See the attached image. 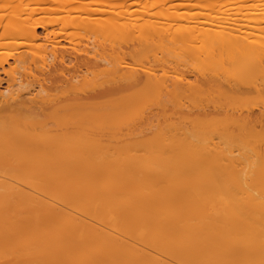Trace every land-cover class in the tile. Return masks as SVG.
Masks as SVG:
<instances>
[{"label":"bare ground","instance_id":"6f19581e","mask_svg":"<svg viewBox=\"0 0 264 264\" xmlns=\"http://www.w3.org/2000/svg\"><path fill=\"white\" fill-rule=\"evenodd\" d=\"M116 1L60 0L70 14L56 28L32 12L0 16V45L17 48H0V264H264V36L220 34L218 17L172 29L178 18H164V30ZM73 38L83 47L60 45ZM121 126L159 149L145 168L128 146L94 150L122 141ZM185 164L203 176L174 173ZM213 166L237 172V200L213 184ZM178 178L192 191L159 192ZM163 197L170 206L152 209Z\"/></svg>","mask_w":264,"mask_h":264},{"label":"rangeland","instance_id":"374dc122","mask_svg":"<svg viewBox=\"0 0 264 264\" xmlns=\"http://www.w3.org/2000/svg\"><path fill=\"white\" fill-rule=\"evenodd\" d=\"M65 1H67V0H62V2H64V3H66ZM73 1H75V0H73ZM81 1H83V0H81ZM115 1V0H114ZM149 2L148 4L146 3V2ZM154 1H160V0H125V2L123 3L124 5L122 6L123 8V10L125 9V10H129L128 12H126L127 14H126V17L128 16L130 19L133 17L134 19L135 18H137L138 17V19L137 20H139V18H143V19H147V18H149V20L151 21V20H153L154 19V21L153 22H155V21H157L158 22V24L160 23V22H162V24H163V21H165L166 22V24L167 25H169L170 23V21H171V19H177V21H171V24H170V26L173 24V23H175L174 25H172L171 27L170 26H168V28L170 27V29H172L173 27H175V25L176 26H179L178 24H181V22H182V20H183V18H189V19H191V20H199L200 21V23L197 25V27H204V25H203V23H205V22H207L206 20H208L209 18L208 17H213V19H214V17H218V19H219V21H218V23H214V21H209V20H211V18L208 20V22H210V28H211V23L213 24L212 26V29L215 27V30L218 32V31H220L219 33L220 34H224V33H227V32H230L229 31V29H230V27H232V28H235V29H239V30H242V31H247V32H250V34L252 35V34H256V35H254L253 36V38H255V36H257L258 34L260 35V36H264V22H262L261 24H259V25H252L253 23L252 22H249L248 21V23H247V20H242V21H237L238 23L237 24H235V25H233L232 23L230 24L229 22H230V20L232 19V17H234V18H237V20H240L242 17H243V19H244V17L246 18L247 17V19H248V17H250V19H253V18H256V17H261V18H264V0H249V2H247V0H204V1H202V0H200V1H198V0H161L160 2L161 3H156L155 2V4H157V5H155L154 4ZM246 1V2H245ZM117 2H120V0H118V1H116V2H114V4L116 5V4H118ZM127 2V3H126ZM136 2V3H135ZM195 3H197V5H188V4H195ZM210 3H221L222 4V9L219 11V10H214V9H211V8H209V7H207V4H210ZM60 0H0V16H12V15H14L15 14V12H19V13H21V14H25L26 15V13H30V12H32V19H40V20H46V21H50V20H52L51 22H52V28H56L57 26H58V21L57 20H59L60 18H61V16L63 15V14H66V15H68V13H65V12H63V13H61L62 12V8L60 9V8H58V6L60 7ZM76 4L77 3H74V4H72V5H74V6H76ZM113 4V5H114ZM126 4V5H125ZM129 4V5H128ZM144 4V5H143ZM152 4V7H150V5ZM154 4V5H153ZM112 5V7L110 6V7H107V10L108 9H112L114 6ZM133 5V6H132ZM62 6V5H61ZM118 6V5H117ZM144 6V7H143ZM56 7V8H55ZM126 7V8H125ZM130 7V8H129ZM55 8V9H54ZM144 8H146V9H144ZM132 9V10H131ZM148 9V10H147ZM59 10V12H57ZM61 10V11H60ZM134 10V11H133ZM166 11H169L168 13H166ZM73 13V12H72ZM130 13H131V15H130ZM149 14V15H147V14ZM162 13V14H161ZM163 13H165V15H163ZM70 14V13H69ZM135 14V15H134ZM162 15V17H160V16ZM174 15V16H173ZM132 16V17H131ZM152 16V17H151ZM173 16V17H172ZM205 17H207V19L205 18ZM238 17H241V18H239L238 19ZM52 18V19H51ZM57 18V24L55 23V19ZM164 18H166V19H164ZM170 18V19H169ZM180 18H182V20H181V22H179V19ZM193 18V19H192ZM220 18H221V20H223V21H220ZM223 18V19H222ZM231 18V19H230ZM174 19V20H175ZM205 19V20H204ZM233 20V19H232ZM231 20V21H232ZM132 21L134 22V20L132 19ZM142 20H140V22H141ZM190 21V20H189ZM199 21H197V22H199ZM135 22H137V24L135 23ZM134 22V25L136 24L137 26H138V21H135ZM165 22H164V25H162L161 23L159 24V26H161V28L163 29L164 28V30L165 29H167V25H165ZM173 22V23H172ZM184 22V23H183ZM182 22V24L183 25H188L189 23H185V22H188V20H186V21H183ZM220 22V23H219ZM130 23H132V22H130ZM130 23H128V26H130V25H132V24H130ZM250 23H252V24H250ZM154 24H156V23H154ZM158 24H156V25H158ZM182 24H181V26H182ZM215 24H218V26H219V24H220V26L217 28L216 26H215ZM223 24V25H222ZM135 25V26H136ZM207 25H205V26H207ZM246 25H248V27H245ZM255 26V28H253L252 26ZM56 26V27H55ZM128 26H126V28L124 29V32L126 31V34L128 35L129 33L127 32V30H129L128 28ZM135 26H133V27H135ZM165 26H166V28H165ZM50 27H51V25H50ZM88 26H86L85 28H87ZM90 27V26H89ZM88 27V28H89ZM133 27H131L130 28V31L132 30V28ZM228 27H229V29H228ZM87 28V29H88ZM87 29H80L81 31V33L83 32V33H91V31H92V29L90 28V29H88V30H90V31H88L87 32ZM135 29V28H134ZM133 29V30H134ZM57 30V29H56ZM72 29H70V31L69 32H72V33H76V32H79L77 29H73L72 31H71ZM76 30V31H75ZM133 30H132V33H133ZM168 30V29H167ZM42 30H41V28H39L38 29V32H41ZM135 31H136V29L134 30V33H135ZM79 32V33H80ZM123 32V31H122ZM82 33V34H83ZM136 33H137V31H136ZM124 34V33H123ZM125 34V35H126ZM131 34V33H130ZM75 35H78V34H75ZM132 35V34H131ZM134 35V34H133ZM129 36V35H128ZM132 37V36H131ZM75 38V37H74ZM72 39V40H61L60 41V45H62L64 48H65V50L67 49L68 51L70 50L71 51V48H74V49H76V48H82L83 46L81 45V43H79L78 44V39L76 40V39ZM11 40V39H10ZM10 40L8 39H6V41L5 40H3V41H5V42H10ZM74 40V41H73ZM2 41V42H3ZM12 41V40H11ZM72 41V42H71ZM77 42V43H76ZM84 42V41H83ZM33 43V42H32ZM36 43L37 42H34L32 45H34V46H32V49L33 48H36ZM73 43V44H72ZM7 43H5V44H3V46H1L0 45V48H2V51H10V50H15V49H17V48H15V47H13L12 48V44H9L8 43V45H6ZM12 45V46H11ZM82 46V47H81ZM47 48H50L49 46H47ZM4 49V50H3ZM9 49V50H8ZM13 63V62H12ZM11 63V65H14V63L12 64ZM197 63L198 62H196V63H194V65L197 67ZM192 64H193V62H192ZM191 66H193V65H191ZM5 77V76H4ZM2 90H3V88H2ZM35 91H32V94L34 93ZM253 100V99H252ZM256 100V99H255ZM256 101H258V100H256ZM249 102V103H248ZM247 103L249 104V105H254V104H258V105H261V101H259L258 103H250V101H248ZM264 104V103H263ZM141 106L139 105V108H140ZM142 107H143V105H142ZM138 108V107H137ZM137 110V109H136ZM141 110V109H140ZM131 126H134V127H131ZM131 126H129L130 127V129H135V127H136V129H137V127H138V129L140 128V126H138V125H131ZM127 127L126 126H121V129L122 130H124L123 131V133H121L120 134V137H121V140L122 141H119V139H116L115 138V136H113V137H110V136H112L110 133V135L109 136H107V138L106 139H104V142L102 141V143L103 144H98V145H96V146H98V148H95V146H94V150L95 151H97V152H100L99 150H101V152H113L114 150H115V148H116V150L117 151H119V153L120 154H122V152H121V150L120 149H122L123 148V146H125V148L128 146V150H129V152L128 151H126L128 154H130V155H132V156H135L134 154H136V153H138L139 155V157L140 158H137V156H135L138 160H137V165H136V167L137 168H140L141 167V169H143V168H145L146 167V163H147V161L146 160H148V157H150V158H152V157H154L157 153H158V151H159V149L157 148V146L155 147L154 146V148L152 149L151 148V150L149 149L150 147H146L145 146V142L142 140V138L144 139V138H146L147 137V135H149V133H147V132H144L145 133V135H143L142 136V134H144V133H140V135L138 134V136H137V130H136V133H134V130H133V133L131 134V132H130V130H127L126 129ZM141 128H143L142 126H141ZM121 130V131H122ZM127 130V131H126ZM125 131H126V133H125ZM129 131V132H128ZM108 134V133H107ZM135 134H136V136H135ZM128 135V136H127ZM110 137V139H111V141L108 139ZM129 137V138H128ZM114 138V139H113ZM136 139V140H135ZM105 140H107V141H105ZM114 140V141H113ZM134 140H135V142H137L138 141V143H135L134 142ZM126 141H128V142H126ZM143 141V142H142ZM107 144H109V145H107ZM134 145V146H133ZM136 146V147H135ZM102 147V148H101ZM140 147V148H139ZM109 148V149H108ZM99 149V150H98ZM112 149V150H111ZM127 149V148H126ZM148 149V150H147ZM158 149V150H157ZM102 150H104V151H102ZM115 150V151H116ZM149 155H152V156H149ZM158 155V154H157ZM147 156V157H146ZM135 157H133V158H135ZM144 158H145V160H144ZM147 158V159H146ZM140 159L142 160V161H140ZM143 165V166H142ZM143 167V168H142ZM184 167H187V168H182L181 167V169H175L174 168V173H176L178 170H180L179 172H177L178 174H180L182 177H191V178H193V179H196V177H199V175H201V176H203L202 174H200V173H198L197 172V170H195L196 168H194V173L192 172V170L190 171L189 170V168L188 167H193V165H191L190 164V166H187V164H185V166ZM201 167V166H200ZM218 167V166H217ZM217 167H212L211 169H212V174L214 175V176H217V178L218 179H214L213 181H215V183L213 182V184L215 185V186H220L219 187V189H223L222 191L224 192V190H227V189H229V190H227L226 192H231L232 193V195L230 196V194L231 193H229V197H230V200L231 201H235V199H236V197H235V195H237V199L240 197V196H238V195H240V193H241V190H242V186H241V188H240V186L239 185H237V184H240V181L237 179V177H238V174H237V172L236 171H234L233 172V170H227V171H229V172H227V173H218V171H217ZM137 168H135V169H137ZM215 169H216V171H217V173H215ZM185 171H187L186 172V174H185ZM190 171V172H189ZM184 173V174H183ZM187 173H189V174H191L190 176H189V174H187ZM97 173H95V175H96ZM99 174V176L98 177H100V175H102V173H98ZM193 174H194V176H193ZM211 174V173H210ZM212 174H211V176H212ZM218 174V175H217ZM177 174H175V176H176ZM180 175H178L179 176V178H182V177H180ZM220 175V176H219ZM214 176H212V177H214ZM219 176V177H218ZM236 176V177H235ZM19 177V176H18ZM195 177V178H194ZM20 178V177H19ZM43 178V177H42ZM178 178V180L180 181V183H179V181L177 182V181H173V182H171V183H169V184H166L167 186L165 187V186H163V187H161V188H159L160 189V191L159 192H165V190L167 191V192H169V191H171L172 189L173 190H177V189H180L181 191H183V192H186V190L188 191V190H190L192 187H191V185H190V182L189 183H187V181L188 180H184L186 183H183V181L181 180V179H179ZM221 178V179H220ZM235 178V179H234ZM21 179V178H20ZM25 179V178H24ZM28 179H30V178H28ZM39 179H41V177L39 178ZM183 179V178H182ZM220 179V180H219ZM237 179V180H236ZM26 180V179H25ZM218 180V181H217ZM30 181V180H29ZM34 181H37V179L35 178V180ZM41 181V180H40ZM40 181H38V182H40ZM42 181H43V179H42ZM41 181V182H42ZM236 181V182H235ZM45 182V181H44ZM238 182V183H237ZM43 183V182H42ZM175 183H177V185H179V187L175 184ZM217 183V184H216ZM237 183V184H236ZM182 184V185H181ZM185 184V185H184ZM187 184H189V186L187 185ZM225 184V185H224ZM170 187H169V186ZM223 185V186H222ZM239 186L238 188H239V194L237 193L238 192V188L236 187V186ZM241 185V184H240ZM182 186L183 187H185L186 188V190H183V188H182ZM42 187V186H41ZM165 187V188H164ZM176 187H178V188H176ZM189 187H191V188H189ZM224 187H225V189H224ZM227 187V188H226ZM233 187H234V190H233ZM22 188L23 189H25V186H22ZM30 190H29V189ZM32 188V187H31ZM30 188V186H27V188L25 189V190H27L28 192H30L31 191V193H32V189ZM176 188V189H175ZM184 188V189H185ZM217 188V187H216ZM161 189H165V190H162L161 191ZM102 191L101 189H97V191ZM180 190H178V191H180ZM190 191H192V189L190 190ZM190 191H188V192H190ZM233 191V192H232ZM237 191V192H236ZM243 191V190H242ZM81 192V191H80ZM84 193V194H83ZM97 193H100V195H101V192H97ZM103 193V192H102ZM233 193H237V194H233ZM82 194L84 195V196H87V194L88 193H86V191L84 192H82L81 194H80V196L82 197ZM86 194V195H85ZM77 195H79V194H77ZM228 195V194H227ZM72 196V195H71ZM80 196H76L75 195V197H74V195L72 196V198H74L73 199V203H74V205L76 206V207H78V208H85V206H87V204L88 203H86V205L84 206V202L82 201L83 199L80 197ZM83 196V197H84ZM234 196V197H233ZM80 197V198H79ZM86 197H84V199H85ZM90 198V195L88 194V196H87V200ZM101 198V197H100ZM167 197H163L162 199H165V200H167L166 199ZM70 199V198H69ZM236 199V200H237ZM86 200V201H87ZM89 201V200H88ZM163 201V200H162ZM169 201V199L167 200V201H165V205H163L164 203L162 202V204H159V206H158V203H153L152 205H151V208L152 209H157L158 207L159 208H161V207H163L164 208V206H170V203L168 202ZM92 202V201H91ZM90 203V202H89ZM167 203V204H166ZM91 204V203H90ZM150 205V204H149ZM154 208H153V207ZM161 206V207H160ZM168 206V207H169ZM212 206V209H213V206L214 205H211ZM139 207H141V206H139ZM143 207H144V205H143ZM145 207H150V206H148V205H146ZM208 207V206H207ZM215 207H217V206H215ZM208 208H211L210 206L208 207ZM205 211H207V210H205ZM204 210L202 211V210H200V211H197L199 214H197V212H192V213H196L197 215H196V217L198 218V216H200L201 218L200 219H206L205 217L203 218V216L202 215H204L205 214V216H206V214L208 215L209 213H214V214H216L215 212H211V209H210V211H207V212H205ZM204 212V213H203ZM200 213H202L201 215H200ZM211 214V215H212ZM195 215V214H194ZM191 216V215H190ZM192 217H193V215H192ZM207 217V216H206ZM210 217H214V215L213 216H210ZM196 220V218H193V220ZM199 218H198V220H200ZM194 220V223L196 224V223H201L203 220H200L201 222H199L198 220H196L195 221ZM203 223V222H202ZM135 228V227H134ZM128 230V229H127ZM130 230V229H129ZM134 230V229H133ZM135 230H136V228H135ZM137 230H138V228H137ZM130 232V231H129Z\"/></svg>","mask_w":264,"mask_h":264}]
</instances>
